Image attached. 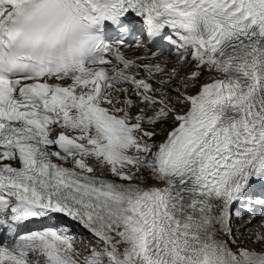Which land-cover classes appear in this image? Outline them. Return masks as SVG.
I'll use <instances>...</instances> for the list:
<instances>
[{
	"label": "snow or ice",
	"instance_id": "obj_1",
	"mask_svg": "<svg viewBox=\"0 0 264 264\" xmlns=\"http://www.w3.org/2000/svg\"><path fill=\"white\" fill-rule=\"evenodd\" d=\"M0 264H264V0H0Z\"/></svg>",
	"mask_w": 264,
	"mask_h": 264
},
{
	"label": "rangeland",
	"instance_id": "obj_2",
	"mask_svg": "<svg viewBox=\"0 0 264 264\" xmlns=\"http://www.w3.org/2000/svg\"><path fill=\"white\" fill-rule=\"evenodd\" d=\"M135 53H139L140 54L139 56H141V54H142L140 51L135 52ZM174 64H176V61L169 62V66L170 67L171 66H174ZM188 71H190V67L183 69V72H188ZM191 91H195V90L193 89ZM120 96H121V98L123 97V95H120ZM133 111H136V109H133ZM162 138H163V136L158 137L157 139L159 140V139H162ZM247 219L248 218L245 217V220L237 221L233 225V231H234V233H236V230L237 229H241V232H239V233L236 234L237 245L243 246V247L252 248V249H256V250L259 251V250H261L262 246L257 241L256 236H257V234H259L261 232L260 220H256L255 219L252 224L247 225L246 224ZM84 238L86 240L85 244L80 243V242L77 244L79 246L78 248L81 251H83L87 247H92L93 244H94V241L91 240L90 235L84 234ZM237 245H232V246L235 249V247Z\"/></svg>",
	"mask_w": 264,
	"mask_h": 264
},
{
	"label": "bare ground",
	"instance_id": "obj_3",
	"mask_svg": "<svg viewBox=\"0 0 264 264\" xmlns=\"http://www.w3.org/2000/svg\"><path fill=\"white\" fill-rule=\"evenodd\" d=\"M127 55L129 56V58H133V59H134L135 57L139 56L140 54H139V53H135V52L132 54L131 52H128ZM170 65H171V64H170ZM174 65H175V64H174ZM87 234H88V233H87Z\"/></svg>",
	"mask_w": 264,
	"mask_h": 264
}]
</instances>
